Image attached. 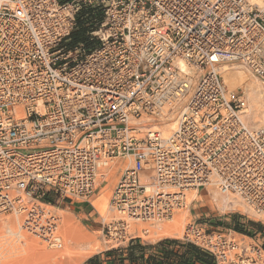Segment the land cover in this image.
Instances as JSON below:
<instances>
[{"label": "built area", "instance_id": "2783aa9c", "mask_svg": "<svg viewBox=\"0 0 264 264\" xmlns=\"http://www.w3.org/2000/svg\"><path fill=\"white\" fill-rule=\"evenodd\" d=\"M86 9L95 45L70 48ZM234 66L264 81V6L249 0H0V259L26 236L60 248L45 197L88 202L113 162L111 214L169 220L209 187L264 223V128L226 90ZM104 226L116 246L135 239L128 221ZM180 240L214 264H264L195 223Z\"/></svg>", "mask_w": 264, "mask_h": 264}, {"label": "rangeland", "instance_id": "374dc122", "mask_svg": "<svg viewBox=\"0 0 264 264\" xmlns=\"http://www.w3.org/2000/svg\"><path fill=\"white\" fill-rule=\"evenodd\" d=\"M257 3H263L264 0H251ZM79 19H88L84 13ZM85 16V17H84ZM99 18V17H98ZM97 19V18H96ZM89 21H86V24ZM86 32L91 33L89 28L84 26ZM91 43V42H90ZM92 45H95V40L92 42ZM229 67L226 69H235L234 72L242 71L245 73L250 82H252L251 90L262 91L260 96V103L264 107V81L253 78L249 73H247L242 68ZM223 76V75H222ZM226 90L237 95L249 93L246 88V84L237 85V87L232 91L228 88L227 84L224 81ZM258 89V90H257ZM248 101V109L250 110V105ZM250 119V120H249ZM247 124L252 129H261L264 128V124H257L253 121L250 111L247 113ZM260 125V126H259ZM119 163V162H117ZM128 165L127 162H125ZM120 177V174H116L115 178L112 179V184L110 187L105 190V186L101 185L95 193L88 199V202L79 203L76 201H67L62 200L58 203H52L54 206V213L60 219L59 225V235L61 237V247L58 249H52L47 247L41 241L31 237L26 236V239L18 249H7L5 255L0 259V264H88V262L94 259H103L114 257L119 260L117 256L122 257L125 253H111L117 249H125L121 244L116 246L115 243L110 241L109 237L106 234L105 223H108L109 219L112 217V214L109 212V201L111 198L112 191ZM209 187L200 189L197 192V197L189 205L177 211L170 221L160 222L162 225H173L174 217L178 215L181 211L186 215L185 218L182 217V226L178 232L174 231L173 235L170 237L155 235L151 230L154 231L156 225L152 223H146L144 226L143 233L138 234L137 232H132V226L130 227L129 237H133L139 240V245L141 247H147L144 251V255L155 254L158 251H162L157 244L160 241L164 240H174L179 241L182 244L180 248L175 246L168 245L169 249H174L179 251V253L185 252V249H182L186 245H192L188 242L180 240L184 227L187 224L195 223L203 227L208 233H221L226 237L230 235L231 238H234L238 244L245 246H254L259 248L264 252V223L261 222L257 217H255L251 212L244 209L242 206L238 207H227L222 206L221 200L213 189ZM104 194H108L106 211L103 214H100L97 208L94 206L98 200H101ZM96 208V209H95ZM185 210V211H184ZM187 212V213H186ZM183 213V214H184ZM105 214V215H104ZM182 214V213H180ZM104 215V216H103ZM182 216V215H181ZM187 216V217H186ZM68 218L69 221L66 224L63 221V218ZM9 219V218H8ZM7 220V219H6ZM252 223L261 228L260 232L257 230V227L250 226ZM180 224V222L178 223ZM5 227L4 221H0V233H2ZM244 229L247 235H241L235 231V228ZM148 229V230H146ZM76 233L80 236L79 240H72L68 243H65L64 238H68L70 234ZM150 233V234H148ZM26 242V244H25ZM72 242V243H71ZM37 244L36 249H31L33 245ZM68 246H66V245ZM25 245V246H24ZM195 247L194 245H192ZM196 248V247H195ZM28 249V250H27ZM56 251V258L53 259H44V255ZM51 260V261H50ZM213 264V262H211Z\"/></svg>", "mask_w": 264, "mask_h": 264}, {"label": "bare ground", "instance_id": "6f19581e", "mask_svg": "<svg viewBox=\"0 0 264 264\" xmlns=\"http://www.w3.org/2000/svg\"><path fill=\"white\" fill-rule=\"evenodd\" d=\"M249 1L251 3H253V4L258 5L259 7H263L264 6L263 3H257V2L251 1V0H249ZM236 68H240V67H236ZM234 70L235 69H226V68L223 69L222 75H223V78H224L225 83L227 84L228 88L230 90H232V91L237 87V85L246 84L245 86L247 88V91H249V93L246 94L247 95L246 98L250 102L249 103L250 110H247L246 113H248L250 111V114L252 116L253 121H255L257 124H261V125L264 124V107L261 104L262 102L260 103V97L261 96L259 98H257V96H256V94H258V92H259L258 96L261 95L262 93H260V92H262V91H260V90L259 91L251 90L252 82H250V80L246 77L248 75L245 76L244 75L245 73H243L242 71H238L237 70L236 72H234ZM172 128H173V126L167 125V126H165L162 129V131L163 132H168V130H170ZM261 129H263V128H261ZM120 165H121V163L113 162L112 165L110 166V168L108 169V171H107V177L102 182V185L105 186V190H107L110 187V184H112L111 183L112 182V179H114L115 176H116V174L119 172ZM208 191H210V189ZM185 195L187 196L185 207L187 205H189L192 201H194L195 200V197L198 196L195 191H187L185 193ZM219 198L222 199L221 200V203H222V206L224 208L231 207V209H232V207L234 208V207L241 206L236 201H232L230 199H224L222 197H219ZM107 199H108V194H104L102 196L101 200H98L96 203H94V206L97 208V210L99 211L100 214H103L106 211ZM177 211H179V210H175L174 211L172 217L174 216V214ZM180 213H182V214H180ZM180 213H178V215H176L174 217L173 225H162L160 223V222L170 221L172 219V217L169 220L165 219V220H160L158 222H155V221L141 222L139 220H137V221H135V220L134 221L133 220H129V219H127L126 215L119 216L117 214H112V217L109 219L108 223H105L104 225L111 226L112 223L115 222V221H117V220H125V221H128V223H129L128 230L133 225L132 226V229H131L132 232H137L138 234H140V233H143L144 227H147V226H144L146 223H152V224L156 225L154 228H152V229H154V231L151 230V228H149V227H147V228H149L150 230H148V229H146V230H148L149 232L152 231L153 234H155V235H161V236L170 237L171 235H173L174 231H177L178 232L180 229H182L180 227L182 226V221L186 219L184 217L186 214L184 212H182V211ZM182 217L185 218V219L182 220ZM63 221L67 224L68 221H69V219L64 217L63 218ZM179 222H180V224H178ZM111 231L112 232H111L110 236L111 237H114L115 234H114V230L112 228H111ZM148 234H150V233H148ZM128 235H130L129 234V231H128ZM1 237H2V235L0 233V238ZM79 238H80V236H78L74 232L73 234H70V236L68 238L67 237L64 238V241H65V243H68V242H70V241H72L74 239L79 240ZM25 244H26V242H25ZM66 246H68V245H66ZM36 248H37V244L36 245H33L32 248L30 247V250L31 249H36ZM56 255H57V252L56 251H53V252H50V253L44 255V259L45 260H47V259H53V258L55 259L56 258Z\"/></svg>", "mask_w": 264, "mask_h": 264}, {"label": "trees", "instance_id": "16d2710c", "mask_svg": "<svg viewBox=\"0 0 264 264\" xmlns=\"http://www.w3.org/2000/svg\"><path fill=\"white\" fill-rule=\"evenodd\" d=\"M58 1L60 3H65L72 0ZM82 13H84L88 19H79L80 16L82 17ZM95 19L99 20V18L95 17L92 14V11H90L89 9L78 13V16L76 18L75 29L71 33L67 43L70 48L76 47L78 45H82L84 47H93L92 42L89 41V32L85 31L84 26L86 24V21L91 22ZM44 202L50 204L54 203V201L49 197H45ZM249 225L254 227L256 226L257 230L260 232L261 228L259 226L254 225L252 223H250ZM235 231L241 235H247L246 231L241 227L240 229L236 227ZM168 245L175 246L178 248H180V246L182 247V244L179 241H160L157 246L160 247L162 251H158L156 254H151L147 258H144V251L147 247H141L139 245V240L134 239L128 243L125 249H117L111 253H117L119 251L120 253L126 254V258L120 257V259L118 260L119 264H123L124 260H129L130 263L135 262V264L138 260L141 261L143 264H211V262H213L214 264V260L211 256L207 255L196 246V248L193 247V244L184 246L182 249H185V252L183 253H179V251H176L174 249H169Z\"/></svg>", "mask_w": 264, "mask_h": 264}, {"label": "crops", "instance_id": "0c3cea01", "mask_svg": "<svg viewBox=\"0 0 264 264\" xmlns=\"http://www.w3.org/2000/svg\"><path fill=\"white\" fill-rule=\"evenodd\" d=\"M127 245H128V241L121 244V246H123V248L127 247ZM117 253H120V252L118 251ZM147 257H148L147 255H144V258H147ZM117 258L120 259V256H117ZM122 258H126V254H124L122 256ZM88 264H119V263H118L117 259L112 257V258H107L104 261H103V259H98V260L94 259L93 261H89ZM123 264H135V262L134 263H130L129 260H124ZM136 264H143V263L138 260V261H136Z\"/></svg>", "mask_w": 264, "mask_h": 264}]
</instances>
